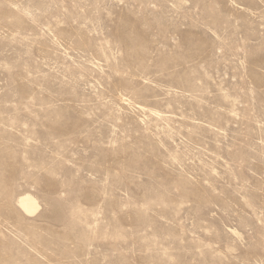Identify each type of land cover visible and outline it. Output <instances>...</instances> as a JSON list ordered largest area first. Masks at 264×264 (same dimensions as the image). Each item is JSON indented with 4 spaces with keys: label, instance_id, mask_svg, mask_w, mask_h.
Masks as SVG:
<instances>
[{
    "label": "rangeland",
    "instance_id": "rangeland-1",
    "mask_svg": "<svg viewBox=\"0 0 264 264\" xmlns=\"http://www.w3.org/2000/svg\"><path fill=\"white\" fill-rule=\"evenodd\" d=\"M0 264H264V0H0Z\"/></svg>",
    "mask_w": 264,
    "mask_h": 264
},
{
    "label": "bare ground",
    "instance_id": "bare-ground-1",
    "mask_svg": "<svg viewBox=\"0 0 264 264\" xmlns=\"http://www.w3.org/2000/svg\"><path fill=\"white\" fill-rule=\"evenodd\" d=\"M20 205L26 214L36 212L39 207V204L36 199L29 194L24 195L20 198Z\"/></svg>",
    "mask_w": 264,
    "mask_h": 264
}]
</instances>
